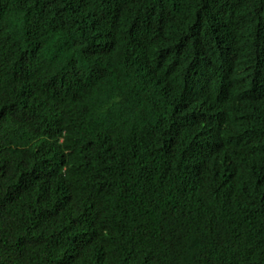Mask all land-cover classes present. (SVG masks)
Returning <instances> with one entry per match:
<instances>
[{
  "label": "trees",
  "instance_id": "1",
  "mask_svg": "<svg viewBox=\"0 0 264 264\" xmlns=\"http://www.w3.org/2000/svg\"><path fill=\"white\" fill-rule=\"evenodd\" d=\"M0 264H264V0H0Z\"/></svg>",
  "mask_w": 264,
  "mask_h": 264
}]
</instances>
